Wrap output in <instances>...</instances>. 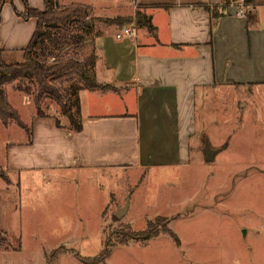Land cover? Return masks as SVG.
<instances>
[{"label":"rangeland","instance_id":"obj_1","mask_svg":"<svg viewBox=\"0 0 264 264\" xmlns=\"http://www.w3.org/2000/svg\"><path fill=\"white\" fill-rule=\"evenodd\" d=\"M71 1L52 0L51 6L57 9ZM127 1L78 0L97 6L96 14L101 9L111 17L101 20L109 24L117 18L134 20L138 6L132 5V9ZM131 10L132 15L125 17ZM1 26V46H13L14 41L4 36L10 26ZM72 29V35L81 34L75 24ZM13 33L22 31L16 28ZM87 37L81 44L62 47L60 55L83 60L91 53ZM4 59L8 63L24 61L22 51H4ZM51 61L53 56L47 63ZM77 78L70 71L68 77L54 84L60 99H68L69 86L77 83ZM16 85L4 86L3 92L28 128L30 116L37 109L43 115L57 117L62 125L67 123L52 93L25 94L17 91ZM263 93L264 89L254 91V109L245 111L246 125H250L243 147L247 152L235 151L234 136L228 142L238 128L236 118L241 114L235 104L230 105L232 96H228L226 106L224 97L219 100L213 96L211 106L198 107L197 114V126L202 124L209 138L203 142L201 139L198 146L190 144L188 159L174 168L60 172L47 180L27 173L20 174L19 179L6 172V146L13 144L11 147L18 149V142L26 135L14 123L7 128L0 124V173L4 177L0 176V190L13 191L7 197H14L0 209V228L6 234V238L0 235L5 240L1 246L11 242L16 249L19 247L0 253V264H84L77 256L89 260L96 257L104 243L114 244L120 226L141 231L148 222L159 229L169 228L180 245L164 234L146 242L131 241L126 246H115L104 264H264V164L248 165L252 158L264 156V150L256 151L250 140L253 133L254 138L257 135L263 141ZM38 96L37 108L34 102ZM205 143L220 151L228 144L229 149L214 161L204 162ZM126 203L125 215L115 221V211ZM54 250L55 257L49 258Z\"/></svg>","mask_w":264,"mask_h":264},{"label":"crops","instance_id":"obj_2","mask_svg":"<svg viewBox=\"0 0 264 264\" xmlns=\"http://www.w3.org/2000/svg\"><path fill=\"white\" fill-rule=\"evenodd\" d=\"M25 1L29 9L45 10V0ZM240 1L128 0L129 7L138 6L136 12L149 21L152 30L138 26L135 38L117 40L114 36L120 26L101 20L111 17L100 8L96 14L93 4L72 0L70 3L88 6L97 19L86 46L95 55L94 78L106 88L79 91V133L58 128L55 116H38L37 112L31 114L29 128L21 121L28 132L16 125L26 138L18 142V149L7 144L6 172L19 179L20 174L36 173L47 180L60 172L177 167L188 159L190 144L198 146L201 139L209 138L206 128L197 126V114L198 107L211 106L213 96L224 97L225 106L232 96L230 105L235 104L241 114L228 142L234 136L235 151L247 152L243 147L250 125H246L245 111L255 105L254 91L264 89V0H254L248 4L246 16L237 18L235 6ZM24 9L23 0L4 3L0 23L10 26L4 36L15 44H0V50L27 47L36 19L20 16ZM131 15L132 10L125 17ZM16 28L22 34H12ZM250 137L256 151H263L264 133L263 141L253 133ZM209 147L216 151L213 161L229 149L228 144L222 151ZM250 161L248 165L264 164V156ZM4 191L0 190V209L14 198L7 197L13 191H5V196ZM8 243L0 253L19 248Z\"/></svg>","mask_w":264,"mask_h":264},{"label":"trees","instance_id":"obj_3","mask_svg":"<svg viewBox=\"0 0 264 264\" xmlns=\"http://www.w3.org/2000/svg\"><path fill=\"white\" fill-rule=\"evenodd\" d=\"M0 0V12L5 2ZM24 1L25 9L20 15L24 18L36 19V27L31 36L27 47L22 51L23 62L8 63L4 59V51L0 50V124L6 127L13 122L18 127L28 132L27 127L21 122L17 112L7 103L3 87L6 85L17 84L16 90L25 94L33 91L36 95L42 93H52L55 102L60 103L61 114L66 118L65 125L60 124L56 117V126L65 128L73 133H79L82 128V119L79 111L78 93L81 90L93 91L104 90L106 87L96 82L93 75L95 55L90 53L83 60L78 61L70 55H60V49L70 43L81 44L92 32V24L97 21L90 15V8L80 3H70L66 6L54 9L50 0H45V10L38 12L29 9ZM246 4H251L254 0H242ZM133 20L117 18L112 24L122 26L131 23ZM136 27H145L148 31L152 30L149 21L140 17L139 13L134 14ZM76 25L80 35L73 34V25ZM53 56V61L47 63L48 58ZM70 71L77 75V83L69 86L68 99L62 100L58 95V89L54 86L57 81L68 77ZM32 87L35 89L32 90ZM40 96L35 98V106L38 108ZM38 116H45L37 109ZM0 176L3 175L0 173ZM4 178V177H3ZM114 219V218H113ZM115 220V219H114ZM116 221V220H115ZM115 242L103 244L102 250L92 259H85L77 256V259L84 264H104L109 257L111 250L115 246H126L129 242L140 240L148 241L160 234L169 236L176 245H180L177 236L166 227L156 228L151 223L146 224V228L141 231H134L130 226H120L115 232ZM5 242L0 237L1 243ZM56 250L49 254V258L56 255ZM50 261H46L49 264Z\"/></svg>","mask_w":264,"mask_h":264},{"label":"built area","instance_id":"obj_4","mask_svg":"<svg viewBox=\"0 0 264 264\" xmlns=\"http://www.w3.org/2000/svg\"><path fill=\"white\" fill-rule=\"evenodd\" d=\"M247 6L248 4L244 3L243 1L238 2L235 6L236 7L235 17L244 18L247 13ZM137 30L138 28L136 27L135 22L133 20L131 24L120 28L114 37L117 40L133 39L136 37Z\"/></svg>","mask_w":264,"mask_h":264},{"label":"water","instance_id":"obj_5","mask_svg":"<svg viewBox=\"0 0 264 264\" xmlns=\"http://www.w3.org/2000/svg\"><path fill=\"white\" fill-rule=\"evenodd\" d=\"M215 154H216V151H212L210 149L209 145L207 143H205L204 150H203L204 162L213 161V157H214ZM126 211H127V203L123 207H120V208H118L115 211V213L113 215V218L116 221L120 220L121 218H123V216L125 215Z\"/></svg>","mask_w":264,"mask_h":264}]
</instances>
